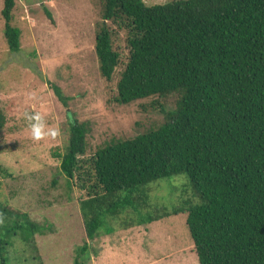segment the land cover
I'll use <instances>...</instances> for the list:
<instances>
[{
  "label": "trees",
  "instance_id": "16d2710c",
  "mask_svg": "<svg viewBox=\"0 0 264 264\" xmlns=\"http://www.w3.org/2000/svg\"><path fill=\"white\" fill-rule=\"evenodd\" d=\"M96 1L100 75L110 81L120 68L113 101L174 96L175 103L163 109L154 101L163 115L158 125L113 137L89 158V122L69 121L55 155L69 185L76 177L86 189L79 208L87 238L129 207L136 225L184 212L199 264H264V0ZM14 6L3 0L0 13L5 42L17 52ZM116 29L125 34L126 54L114 45ZM4 125L0 108V132ZM0 173L10 175L1 166ZM177 175L185 176L189 198L171 210L141 211L146 187ZM41 230L26 212L0 202V264L21 260L6 257L16 243L33 254H23L26 264L38 259L34 236ZM87 247L72 264L84 263Z\"/></svg>",
  "mask_w": 264,
  "mask_h": 264
},
{
  "label": "rangeland",
  "instance_id": "374dc122",
  "mask_svg": "<svg viewBox=\"0 0 264 264\" xmlns=\"http://www.w3.org/2000/svg\"><path fill=\"white\" fill-rule=\"evenodd\" d=\"M143 1L150 5L171 0ZM97 2L15 0L13 24L21 31L17 52L5 42L0 13V108L5 117L0 166L10 173H0V202L26 212L42 226L34 236L38 259L29 264H72L84 244L88 247L83 264H199L184 212L136 225L129 219L133 217L129 207L115 219H105L99 236L88 239L79 208L86 189L76 177L69 185L59 172L55 154L67 140L72 118L89 122L85 155L89 158L113 137L131 138L158 125L163 115L154 101L163 109L175 103L174 96L129 104L113 101L120 68L110 81L100 75L94 51L100 21ZM124 38L121 31L113 37L114 45L126 54ZM184 180V175H177L151 182L146 187L148 199L139 204L141 211L162 212L180 205L190 194ZM24 253L29 259L33 255L16 243L6 257L11 263L12 255H17L21 260L14 259V264H26Z\"/></svg>",
  "mask_w": 264,
  "mask_h": 264
},
{
  "label": "clouds",
  "instance_id": "9594fccd",
  "mask_svg": "<svg viewBox=\"0 0 264 264\" xmlns=\"http://www.w3.org/2000/svg\"><path fill=\"white\" fill-rule=\"evenodd\" d=\"M36 135H37V137H39V135H40L39 131L36 133Z\"/></svg>",
  "mask_w": 264,
  "mask_h": 264
}]
</instances>
